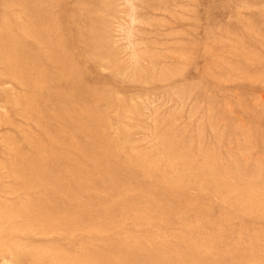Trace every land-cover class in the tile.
I'll use <instances>...</instances> for the list:
<instances>
[{
    "label": "rangeland",
    "instance_id": "1",
    "mask_svg": "<svg viewBox=\"0 0 264 264\" xmlns=\"http://www.w3.org/2000/svg\"><path fill=\"white\" fill-rule=\"evenodd\" d=\"M0 264H264V0H0Z\"/></svg>",
    "mask_w": 264,
    "mask_h": 264
}]
</instances>
